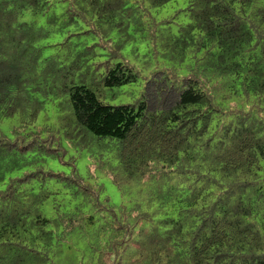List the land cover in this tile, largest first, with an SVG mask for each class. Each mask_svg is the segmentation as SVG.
<instances>
[{
    "label": "trees",
    "instance_id": "1",
    "mask_svg": "<svg viewBox=\"0 0 264 264\" xmlns=\"http://www.w3.org/2000/svg\"><path fill=\"white\" fill-rule=\"evenodd\" d=\"M172 1L0 0V121L20 120L17 139L0 129V264H264V0L158 17ZM136 62L176 91L171 106L151 109L147 85L107 101L141 79ZM51 101L68 139L111 155L128 202L101 199L76 167L56 196L30 169Z\"/></svg>",
    "mask_w": 264,
    "mask_h": 264
},
{
    "label": "rangeland",
    "instance_id": "2",
    "mask_svg": "<svg viewBox=\"0 0 264 264\" xmlns=\"http://www.w3.org/2000/svg\"><path fill=\"white\" fill-rule=\"evenodd\" d=\"M186 4L187 0H173L159 10H155V12L158 13L160 18L166 17L173 14L176 9L183 8ZM184 21H186V16L181 15L174 24L177 25ZM124 54L128 55L131 60V53L125 51ZM132 58L135 61L146 60V57L142 55ZM159 59L154 58L149 59V61H159ZM136 63L141 67L140 62ZM141 69L143 76L138 82L114 87L113 89L106 88L104 92L107 101L111 104L136 102L145 92L147 77L150 76L151 72L149 68L141 67ZM163 87L164 89L160 90L154 81L149 82L147 85L146 97L151 109L169 107L175 102L177 98L176 91L170 88L165 89L164 85ZM113 95H116V97L113 98ZM47 116L50 117L46 118ZM18 124H20L18 116L3 119L0 121V129L11 139H17L13 127ZM32 127L41 128L38 130L40 131L39 134L49 141L45 142L46 147L34 156L37 159L30 166V169H37L40 175L45 178L48 186L59 190L56 196L67 197L74 190V183L71 179L73 178V170L76 167L86 185L101 188V199L109 198L116 205L128 202L130 197L125 195L113 178L106 173L111 166L108 162L111 155L106 150L102 151L96 142L83 146L68 139L65 135V128L60 124L57 107L52 101L46 104V110L40 114L38 121ZM64 173L68 179L60 180L61 178L58 175ZM51 200L52 197L44 205L46 214L49 216L53 214Z\"/></svg>",
    "mask_w": 264,
    "mask_h": 264
}]
</instances>
